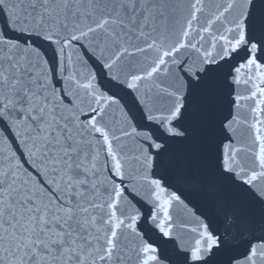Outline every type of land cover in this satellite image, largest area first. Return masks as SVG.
Instances as JSON below:
<instances>
[{"label": "snow or ice", "instance_id": "1", "mask_svg": "<svg viewBox=\"0 0 264 264\" xmlns=\"http://www.w3.org/2000/svg\"><path fill=\"white\" fill-rule=\"evenodd\" d=\"M0 264H264V0H0Z\"/></svg>", "mask_w": 264, "mask_h": 264}]
</instances>
